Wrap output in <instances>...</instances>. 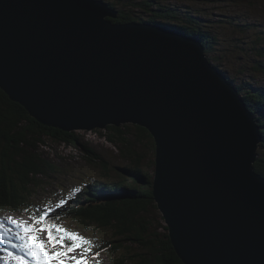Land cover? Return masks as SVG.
Masks as SVG:
<instances>
[{
  "label": "water",
  "instance_id": "water-1",
  "mask_svg": "<svg viewBox=\"0 0 264 264\" xmlns=\"http://www.w3.org/2000/svg\"><path fill=\"white\" fill-rule=\"evenodd\" d=\"M105 0H0V88L65 131L154 138L155 201L187 264H264L258 120L201 40Z\"/></svg>",
  "mask_w": 264,
  "mask_h": 264
},
{
  "label": "trees",
  "instance_id": "trees-1",
  "mask_svg": "<svg viewBox=\"0 0 264 264\" xmlns=\"http://www.w3.org/2000/svg\"><path fill=\"white\" fill-rule=\"evenodd\" d=\"M136 7L147 14V20L143 13L129 9L120 10L114 21H146L181 29L187 35L199 38L206 53L212 52L213 46L218 44L217 34L204 27L200 16L178 13L177 5H165L161 0H142L136 2ZM254 50L257 56L264 55V46L252 48V52ZM255 62L257 69H264L258 59ZM235 83L258 120L262 145L264 87H256L249 80H236ZM104 130L105 137L119 146L128 160L124 166H114V170L80 133L44 125L0 88V210L22 212L31 204L33 189L40 186L42 177L49 178L60 171L43 150L46 137H50L79 147L107 177L112 171L117 176L114 180L87 179L85 187L71 199V204L57 208L48 219L50 222L57 224L69 217L110 231L108 238L98 244L99 250L109 253L110 264H186L174 248L165 217L154 198L152 168L156 164V146L153 136L146 128L131 123L109 125ZM140 137L148 138L149 142ZM255 168L264 176V150L259 152ZM156 211L160 212V217Z\"/></svg>",
  "mask_w": 264,
  "mask_h": 264
},
{
  "label": "rangeland",
  "instance_id": "rangeland-1",
  "mask_svg": "<svg viewBox=\"0 0 264 264\" xmlns=\"http://www.w3.org/2000/svg\"><path fill=\"white\" fill-rule=\"evenodd\" d=\"M105 1L114 4V7L119 10H136L143 13L144 20L148 19L147 14L136 7V2L142 0ZM161 1L165 5H177L179 8H177L178 13L188 12L200 16L204 27H209L217 34L218 44L213 46L212 52L207 53L208 58L213 64L219 66L234 84H236V80L239 82L249 80L256 87H264V69H257L258 64L255 62L258 59L264 65V55L257 56L256 50L252 52V48L264 46V0ZM100 131L104 132L101 133ZM77 132L82 135L84 141H89L95 151L103 156L104 160L109 162L112 170H114V166H124L128 163V160L123 157L121 148L105 137L107 135L106 130L85 129ZM140 138L145 142H149L148 138ZM45 145L43 150L60 167L58 169L60 171L49 178L42 177L40 186L34 187L31 206L28 211L35 217L37 213L39 215L43 213L53 215L55 209L71 204V199L85 187L87 179L114 180L117 177L115 171H112L111 176L107 177L99 165L92 163L94 161L84 155L85 152L77 146L50 137H46ZM261 150H264V144H260L259 152ZM154 158L156 160V154ZM152 170L155 172V164ZM60 200H64L65 204L58 206ZM156 215L160 217V212L156 211ZM8 216L16 220H23L28 224L34 223L30 214L0 210V219ZM59 225L90 241L87 247L91 251L86 253L89 264H109L111 262L108 257L109 253L98 249V244L103 239L108 238L110 231H106L95 224L85 225L79 220L69 217L64 218ZM36 227L39 228L41 225H36ZM38 235L41 239L46 240L47 238L46 231L38 233ZM3 247H6V245L0 244V248ZM11 250L16 251V249ZM81 250L77 249V253ZM72 254L69 253V255ZM2 255L3 253H0V256ZM0 264H4L3 260H0ZM69 264H72V262L69 261Z\"/></svg>",
  "mask_w": 264,
  "mask_h": 264
},
{
  "label": "snow or ice",
  "instance_id": "snow-or-ice-1",
  "mask_svg": "<svg viewBox=\"0 0 264 264\" xmlns=\"http://www.w3.org/2000/svg\"><path fill=\"white\" fill-rule=\"evenodd\" d=\"M65 204L60 200L59 205ZM47 213L33 218L28 224L11 216L0 219V260L4 264H89L86 253L91 251L90 241L78 233L46 220ZM41 225V227H36ZM47 233L41 239L38 233ZM11 249H16L12 251ZM77 249H82L77 253ZM69 253H73L69 255ZM98 255V253H97Z\"/></svg>",
  "mask_w": 264,
  "mask_h": 264
},
{
  "label": "bare ground",
  "instance_id": "bare-ground-1",
  "mask_svg": "<svg viewBox=\"0 0 264 264\" xmlns=\"http://www.w3.org/2000/svg\"><path fill=\"white\" fill-rule=\"evenodd\" d=\"M140 19V18H139ZM142 20V19H141ZM168 26V25H167ZM171 27V26H170ZM259 93V92H258ZM251 95V94H250ZM258 161V160H257ZM157 203V202H156ZM167 225V224H166ZM170 232V231H169ZM170 234V233H169ZM171 237V236H170ZM174 245V244H173ZM128 255V254H127ZM129 256V255H128ZM187 264V263H186Z\"/></svg>",
  "mask_w": 264,
  "mask_h": 264
}]
</instances>
